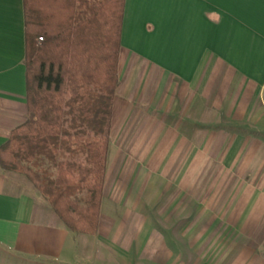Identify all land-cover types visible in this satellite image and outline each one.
Here are the masks:
<instances>
[{
    "label": "crops",
    "instance_id": "obj_1",
    "mask_svg": "<svg viewBox=\"0 0 264 264\" xmlns=\"http://www.w3.org/2000/svg\"><path fill=\"white\" fill-rule=\"evenodd\" d=\"M120 43L96 236L115 247L111 264H175L174 257L178 264L193 250L169 228L155 227L156 200L146 197L117 204L149 210L138 232L123 240L115 222L106 227L105 189L116 191L108 178L123 173L114 156H145L152 181L143 192L157 191L151 186L161 179L159 198L193 191L210 166L238 177L234 223L255 224L264 234V0H125ZM24 58L23 2L0 0V146L27 118ZM83 240L23 176L0 169V264H103ZM259 251L264 264V246Z\"/></svg>",
    "mask_w": 264,
    "mask_h": 264
},
{
    "label": "trees",
    "instance_id": "obj_2",
    "mask_svg": "<svg viewBox=\"0 0 264 264\" xmlns=\"http://www.w3.org/2000/svg\"><path fill=\"white\" fill-rule=\"evenodd\" d=\"M27 118L0 146L74 235L98 232L125 0H22Z\"/></svg>",
    "mask_w": 264,
    "mask_h": 264
},
{
    "label": "rangeland",
    "instance_id": "obj_3",
    "mask_svg": "<svg viewBox=\"0 0 264 264\" xmlns=\"http://www.w3.org/2000/svg\"><path fill=\"white\" fill-rule=\"evenodd\" d=\"M144 158L145 156H114V160L116 159L114 166L117 165L116 169L123 170V173L121 176L108 178L107 186L110 187L113 184L112 186L116 191L111 193L105 189V205L111 216L110 220H105L106 227L110 222H115L119 228L117 233L121 235L123 240L132 236L135 231L138 232V221H142V217L148 216L149 210L123 206L119 209L117 204L121 199L123 204L126 202L129 205L131 200H135V198L139 200L146 197L149 200H156L151 212L155 227L159 229L169 228L180 245L183 246L182 243H185V245L189 244L191 248L193 247L192 251L185 250L183 252L184 255L179 259L178 264H263V257L260 255L259 248L264 246V234H260L258 231L260 226L234 223L238 219L232 214L238 213L239 209L233 211L230 208L234 195L231 193V188L240 183L238 177L226 175L224 172L220 173L218 167L210 166L202 172L199 184L195 182L193 191L185 193L168 192L159 198V190L163 184L161 179L153 180L151 189L156 187L157 191L147 194L143 192L145 184H151L152 181L145 174ZM209 168L213 169L210 170ZM24 180L31 186L26 178ZM131 185L136 186L133 192L128 193ZM113 211L117 215L115 219L113 218ZM104 213L105 207L102 206V216ZM192 218L193 221H191ZM230 222L234 224L230 226ZM182 227L185 228V231L184 229L181 231ZM226 228L232 230L226 232ZM102 230L104 233L106 232L105 226ZM97 234L98 232L92 236H76L85 239L83 241H85L84 243L93 258L100 263L111 264L112 252L115 247L102 239H96ZM225 235H227V239L230 237L229 240L237 238L240 241L231 243L227 240L226 243ZM200 236H202L201 240H199ZM212 237L216 238L217 241L212 242V244L214 243V250L209 252V239ZM182 238L185 241L180 242ZM226 244L231 247L230 250L226 249L228 251H225ZM173 261L177 264L176 257L173 258ZM137 264L144 263L138 258Z\"/></svg>",
    "mask_w": 264,
    "mask_h": 264
}]
</instances>
